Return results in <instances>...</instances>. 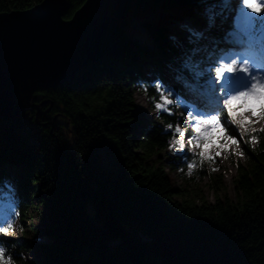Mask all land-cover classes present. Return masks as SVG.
<instances>
[{"label":"trees","instance_id":"obj_1","mask_svg":"<svg viewBox=\"0 0 264 264\" xmlns=\"http://www.w3.org/2000/svg\"><path fill=\"white\" fill-rule=\"evenodd\" d=\"M40 1L0 0V13ZM66 1L68 19L85 0ZM214 3L224 0H131L110 57L38 90L37 107L0 117V189L15 187L4 198L21 229L35 198L46 208L48 240L34 244V264H264V131L246 134L235 199L215 181L209 201L175 186L162 162L172 140L165 125L175 126V116L160 112L158 122L135 102V89L153 103L155 82H166L162 71L149 82L153 66L198 59L195 41L177 47L167 34L174 20Z\"/></svg>","mask_w":264,"mask_h":264},{"label":"water","instance_id":"obj_2","mask_svg":"<svg viewBox=\"0 0 264 264\" xmlns=\"http://www.w3.org/2000/svg\"><path fill=\"white\" fill-rule=\"evenodd\" d=\"M131 0H85L65 19L66 0H42L0 13V117L37 107L38 90L56 88L111 56Z\"/></svg>","mask_w":264,"mask_h":264},{"label":"rangeland","instance_id":"obj_3","mask_svg":"<svg viewBox=\"0 0 264 264\" xmlns=\"http://www.w3.org/2000/svg\"><path fill=\"white\" fill-rule=\"evenodd\" d=\"M230 9L235 14L234 17L239 18L240 5H239L238 0H233L231 4L223 5L222 7L219 6L216 8L217 13H219L218 14L219 17L218 15H215V17L213 16L215 19L212 20V22L210 23V25L214 24L215 26H217L218 32H217L216 38H218L220 35H221L220 38H222L225 34L227 36H229L230 34V32L228 31L229 30L228 27L226 28V30L224 29V25L228 17L224 19V22H223L224 24L220 23L219 21L221 12L224 11L228 15ZM197 14L199 16H204L205 9H201L200 11H198ZM204 21L205 20L200 21V22L204 23ZM189 22L190 20L187 18L184 23L179 24V25L185 28V25ZM200 22H198V24L200 25V27L201 26L203 27L204 24ZM218 25L220 29L218 28ZM174 29H177V28L174 27ZM182 34H187V35L189 34L190 36H192L190 32H187V33L181 32L179 38L174 39L173 41V43L177 47L184 40L181 38H185V35H182ZM190 39L194 40V37H190ZM223 39H225V37ZM218 41L219 39L214 40L215 44L213 47H210L209 44H206L200 50V54L204 55V59L202 60L201 57L200 59L198 58L199 65L197 68L195 67L196 69L191 73L190 77L180 74V73H179V77L183 76L188 82L194 83V81L197 80V76H198V75H194V73H199L208 67L209 61L205 59L206 58L205 55H207L208 57L212 56L214 53V49L217 50V52L219 53L222 51L221 48L223 45L220 47H216ZM181 60L185 61L186 59L182 58ZM166 61L169 62V59H166ZM182 67L184 68L185 65H182ZM171 71L175 74L177 72V71L175 72V69H172ZM152 78L153 77L151 76L150 80ZM197 84H198L197 81H195V84H191L193 85L192 87H193L194 92H197L198 90L201 94L200 88H202L205 92V94L202 97L205 99L206 98L205 96H208L206 98V101L207 102L209 101L211 107H213L214 101L211 98V94L209 93L206 87L207 84L203 83V85H201L202 87L196 88ZM156 95H157V100H159V95L157 93V90H156ZM217 95H219V93H217ZM134 96H135V102H136L137 108L147 117L153 118L154 120L160 122L159 117H158L160 112H158L154 104L150 102L146 93L143 91H140L139 89H135ZM172 99L176 101V103L170 106L171 111L177 117L179 126L184 128L185 131H187L185 125L188 124L187 123L188 111H186V108L188 105L185 106L181 102V100H179L175 96H173ZM211 100L213 102H211ZM240 103H243L244 107H240L241 105ZM262 106H264V97L260 99H257L256 97H248L246 100L234 102L233 108L235 110L236 115L239 110H245L247 113H252V112L257 113V114L259 113L258 115L259 117H257L256 119L246 121L244 127L248 129V131L245 132L243 137H241L240 135L239 128H236L235 126H231L233 130L231 129V127L225 128V134L232 135L233 132H235V136L238 141L237 144H232L231 141H226V140L221 139V134L216 129H212L211 131H204L202 128L201 134L202 136L205 137V143L203 144V147L202 148L197 147L195 152H193L191 149V145L187 144V140L190 138L193 132L191 131L190 134L185 132L186 149L185 151L184 150L180 151L178 146L170 147L173 141V137L175 135L174 128L169 129L167 125H165V128L170 130V132L172 133V140H171V144L167 148L168 151L163 153L161 157L163 158L162 162L166 168L167 173L171 177L173 184L181 188L196 190L200 192L201 195L205 197V199H208L209 201H213L214 196H215V192L213 189V183L215 181H219L217 183L221 187V190L219 191L220 195L225 194L228 196V198L234 200L236 196H235L234 186H233V177L236 174V164L244 162L243 148L247 144H249V141L248 143H246V134L250 133L252 130L264 129V122L261 121V119H264L261 116ZM247 109H251L252 111L249 112L247 111ZM164 113H167V112H164ZM204 127H208V126H204ZM176 139H179V137L176 136ZM107 140L108 139H105V142H108ZM250 143H253L251 139H250ZM200 151H204L205 153V159L202 165L200 163V157L198 155ZM217 153H219V155H217ZM192 154H197L198 164L196 165L195 168L192 169V172L189 175V170L187 168V164L189 162H184V161L188 158L187 157L188 155H192ZM116 156L117 155L116 153H114V151L108 155L109 160L107 156L106 157L103 156L101 165L102 166L111 165L114 161L113 159H115ZM209 156L213 157V160H209L207 158ZM118 158H120L119 155H118ZM170 158H172L175 161L176 167L173 168L168 163ZM181 161H183L184 164H180ZM181 169H183V171H181ZM5 171L6 173H8L10 170L8 169ZM1 181L2 180L0 177V184H3L1 183ZM5 186L12 187L10 183H5ZM193 188H196V189H193ZM2 195L3 193L0 191V198ZM10 209L11 208L6 206L4 204V201L0 199V225L4 223L5 219H9L13 223V226H14V230L11 231L8 235H0V239L5 240L8 243V246L6 248L7 250L6 256L12 257V264H24L25 261L27 262V264H34L32 262L33 259H35V255L33 254L35 251L33 249L34 244L36 245L37 243H41L43 241L48 240V237L43 230L44 224L46 222V219H45L46 208L40 205L37 199L35 198V200L33 201L32 208L29 209L28 218H25L23 220V223H25V226H26L23 229H21L20 227V218L15 213V211L11 212Z\"/></svg>","mask_w":264,"mask_h":264},{"label":"snow or ice","instance_id":"obj_4","mask_svg":"<svg viewBox=\"0 0 264 264\" xmlns=\"http://www.w3.org/2000/svg\"><path fill=\"white\" fill-rule=\"evenodd\" d=\"M239 19L243 32L237 31L234 28L233 33L229 34V43H236L242 46L241 51L226 49L221 55L210 60L209 66L194 75L207 76V89L214 101V106L207 111H200L196 108H186L188 111V125L191 127L193 135L187 140V144L191 145L193 152L197 147H203L205 137L202 136V128L204 131L218 130L221 134V139L231 141L232 144H237L238 141L235 132L232 135L225 134V128L235 126L239 128L241 137L248 131L244 127L246 120L235 114L233 104L236 101L246 100L248 97H256L260 99L264 97V40H261L259 45H255L252 37L259 34L264 36V0H238ZM191 31V35L200 39L203 33ZM235 37H239L236 39ZM246 47H243L244 45ZM192 87L191 84L188 85ZM159 95V100L152 98L155 108L158 112H167L173 115L171 105L176 103L172 99L173 96H178L171 86L165 82L157 80L154 84ZM147 90V89H145ZM219 93V95H217ZM240 107H244L241 104ZM251 112V109H247ZM226 112V116L224 113ZM261 116L264 118V106L261 109ZM208 126V127H204ZM169 129L174 128V137L170 147L178 146L180 151L185 149V129L179 126V123L174 127L168 124ZM264 131V129H262ZM176 136L179 139H176ZM251 141L255 143L256 137L251 136ZM201 165L205 159L204 151L198 153ZM219 155V153H217ZM213 160V157H207ZM196 167L195 161L187 164L189 175L192 169ZM183 171V169H181ZM14 230L13 223L9 219H5L0 225V235H8ZM6 248L0 246V264H12V257L6 256Z\"/></svg>","mask_w":264,"mask_h":264},{"label":"bare ground","instance_id":"obj_5","mask_svg":"<svg viewBox=\"0 0 264 264\" xmlns=\"http://www.w3.org/2000/svg\"><path fill=\"white\" fill-rule=\"evenodd\" d=\"M230 13H233L232 12V10L230 9V12L228 13V15H227V13H225L224 11H222L221 12V16H220V19H219V21H220V23H223L224 22V19H226L227 17H229V14ZM218 17H219V15H218ZM224 24V23H223ZM219 26V25H218ZM188 28V27H187ZM219 28V27H218ZM186 31H188V29H185ZM187 33V32H186ZM188 39H190V35L188 34ZM225 37V39H223ZM229 39H230V37H227V36H223L222 38H219V41H218V43H217V46L216 47H220V46H222V45H224V41H225V43L226 44H229L228 42H229ZM192 40V39H191ZM214 41L211 39L210 40V42H209V45H210V47H213L214 46ZM191 45H193L194 47H196V44L195 43H192ZM217 54H220L219 52H217V50H215L214 49V53H213V58H215L216 56H217ZM185 63H188L187 65H189L190 63H191V61H188V60H185L184 61V64ZM180 64H181V62L175 67V72L176 71H179V67H180ZM168 69V68H167ZM160 71H162V73L164 72V70H160ZM199 76V75H198ZM183 83H185L184 81H183ZM183 83H182V85H183ZM201 85H203L201 82L200 83H198L197 84V86H196V88L197 87H200ZM183 86H185L186 88L184 89V91H188L189 90V86H188V82H187V84L185 83V85H183ZM191 88V87H190ZM191 90H193V89H191ZM182 92H183V90H181ZM191 92V91H190ZM190 92H188V93H190ZM190 96V95H189ZM184 100H186V98H184ZM202 102V101H201ZM204 102V101H203ZM242 115V117L246 120V121H248V120H253V119H256L257 117H259L258 115H259V113L257 114V113H254V112H252V113H247L245 110H239L238 112H237V116H241ZM261 121L262 122H264V119H261Z\"/></svg>","mask_w":264,"mask_h":264}]
</instances>
